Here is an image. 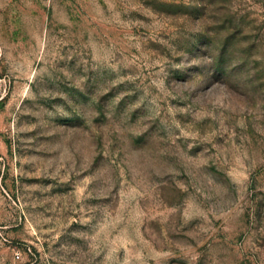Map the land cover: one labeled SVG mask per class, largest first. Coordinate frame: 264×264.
I'll return each instance as SVG.
<instances>
[{
  "label": "rangeland",
  "instance_id": "obj_1",
  "mask_svg": "<svg viewBox=\"0 0 264 264\" xmlns=\"http://www.w3.org/2000/svg\"><path fill=\"white\" fill-rule=\"evenodd\" d=\"M0 264H264V0H0Z\"/></svg>",
  "mask_w": 264,
  "mask_h": 264
}]
</instances>
